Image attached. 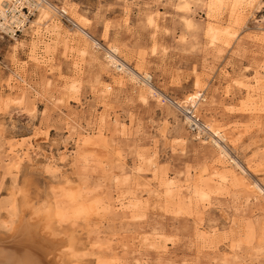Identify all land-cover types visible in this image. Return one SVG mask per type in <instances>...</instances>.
Listing matches in <instances>:
<instances>
[{"label": "rangeland", "instance_id": "1", "mask_svg": "<svg viewBox=\"0 0 264 264\" xmlns=\"http://www.w3.org/2000/svg\"><path fill=\"white\" fill-rule=\"evenodd\" d=\"M59 1L78 28L0 32V240L41 219L58 264H264L263 1L238 23L209 0ZM198 92L227 152L163 99Z\"/></svg>", "mask_w": 264, "mask_h": 264}, {"label": "bare ground", "instance_id": "2", "mask_svg": "<svg viewBox=\"0 0 264 264\" xmlns=\"http://www.w3.org/2000/svg\"><path fill=\"white\" fill-rule=\"evenodd\" d=\"M257 1L258 0H209L207 6H208V9L214 10L216 13H218L219 11L223 9L224 10L228 9L235 16L236 18L235 22H237V20L241 18V13H243L242 11L244 10V8L247 6L254 5ZM55 18L56 17H54V15L52 14L50 10L43 9L40 11L39 15L35 18V20L32 21L30 27L35 26L38 20L42 21V19H44L43 23H45ZM74 22H75V27L78 28V25H77L78 23L76 22V20H74ZM210 30L214 34L217 32L212 27H210ZM94 44H99V43L94 42ZM109 48L110 49L107 50V58H108V61L112 65H114L115 69L119 67L121 71L130 74L133 78L137 80L140 79V81H142L143 84H148V87L150 88V90L152 92L154 91L152 86L149 85V83L146 80H143V78H148L149 74H143L142 76L141 74L139 75L137 72L129 69L124 62L119 60V58L117 57V51L113 49L112 47H109ZM197 98L198 96L192 98V101L195 102ZM176 106H180L184 109L186 108L184 107V104H181V103H177ZM179 110L183 111L182 109H179ZM208 129H209V132L213 133L212 135L217 138V139H214L213 141L216 143L217 147H219L220 151L221 152L222 150L226 151L225 146H222L218 143V141H225V136H223V134L220 131L210 129L209 126H208ZM228 159L231 161V159L233 158L228 154ZM233 164L238 166L240 169H243L241 167V164H239L237 161L234 160ZM255 187H258V186L255 184ZM258 189H259V192H261V189L259 187ZM45 219L47 218L45 217ZM40 220L30 222L28 220L21 219L20 223L18 222L19 224L13 227L14 229L12 230L13 233L11 234L10 239L8 240L6 239L5 241H3V239L0 240V264H58L56 257H57V250H58L59 244L57 242H54L48 239L45 236V233H42V227H41Z\"/></svg>", "mask_w": 264, "mask_h": 264}, {"label": "built area", "instance_id": "3", "mask_svg": "<svg viewBox=\"0 0 264 264\" xmlns=\"http://www.w3.org/2000/svg\"><path fill=\"white\" fill-rule=\"evenodd\" d=\"M43 9L50 10L54 17L62 23L75 26V22L70 16L68 8L59 0H0V32L11 39H17L30 27L32 21L35 20ZM256 14L258 15L256 21L264 23V0L262 6L256 11ZM117 70L121 71L119 67H117ZM143 80L150 83L152 77L151 75H148V78H143ZM198 93L199 95L195 102L191 99V102L188 101L187 104H184V107H186L185 109L176 106L177 101L175 100L170 98L163 99L172 103L178 111H180L179 109L183 110L180 112L182 113L190 132L195 133L196 135H202L207 133L209 129L198 115L197 106L200 101L204 100L203 93Z\"/></svg>", "mask_w": 264, "mask_h": 264}]
</instances>
